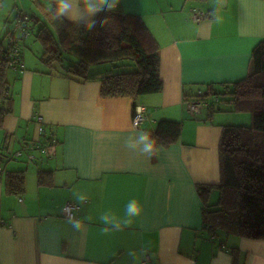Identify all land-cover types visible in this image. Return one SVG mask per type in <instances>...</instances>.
I'll return each instance as SVG.
<instances>
[{
  "label": "crops",
  "instance_id": "0c3cea01",
  "mask_svg": "<svg viewBox=\"0 0 264 264\" xmlns=\"http://www.w3.org/2000/svg\"><path fill=\"white\" fill-rule=\"evenodd\" d=\"M115 11L140 16L154 36L163 90L103 95L105 78L137 68L105 62L86 75L77 56L64 64L65 53L61 63L38 69L22 40L24 70L11 81L6 77L12 103L0 126V264H264L263 239L222 230L212 239L199 192L200 185L221 181L222 127L234 124L229 115L238 113L227 103L228 91L253 71V50L264 41V0H120ZM199 12L205 17L196 22ZM219 91L226 94L220 98ZM208 95L220 111L209 103L207 112L190 108L189 102H209ZM139 107L147 111L137 127ZM161 121L182 124L175 141L167 126L158 133ZM140 131L154 142L150 159L124 146ZM27 143L36 145L34 164L13 157ZM9 174L23 175L21 193L8 190ZM74 193L87 202L77 205ZM131 199L142 206L141 215L105 233L101 212L123 219ZM218 201L219 191L212 190L208 206ZM68 203L79 207V231L68 223Z\"/></svg>",
  "mask_w": 264,
  "mask_h": 264
},
{
  "label": "trees",
  "instance_id": "16d2710c",
  "mask_svg": "<svg viewBox=\"0 0 264 264\" xmlns=\"http://www.w3.org/2000/svg\"><path fill=\"white\" fill-rule=\"evenodd\" d=\"M35 2L43 9L47 19L28 16L29 22H32L29 31L34 24H41L36 38L45 48L42 61L48 65L61 63L65 53H72L79 58L77 67L86 75L91 65L127 61L137 71L105 78L101 94L137 97L163 90L159 47L140 16L124 15L117 11L104 12L100 14L101 19L106 18L104 26L97 24L94 30L86 31L82 24L53 19L52 12L57 1L49 5L39 0ZM3 4L4 0H0V12ZM20 20L21 12L14 27L6 33V45L0 41V126L11 110L12 100L6 77L10 68L8 58L17 46L16 41L23 52L22 40L25 37L17 34V31L20 32L17 28ZM51 29L56 32L58 40ZM29 35L30 32L26 38ZM252 62V73L232 84L228 91L232 98L227 103L235 111L253 112V125L222 127L219 144L221 181L218 185H200L199 192L205 202L203 222L211 235L216 236L222 230L244 238L264 240V41L254 48ZM211 92L209 95H214ZM198 101L202 107L209 103ZM210 107L221 110L213 104ZM162 126L169 128V140L172 141L179 137L182 130L179 122L161 121L159 134ZM40 183H45L43 174L40 175ZM23 185V175H8L6 186L10 192L21 193ZM212 190L219 191V201L208 206L207 199Z\"/></svg>",
  "mask_w": 264,
  "mask_h": 264
},
{
  "label": "clouds",
  "instance_id": "9594fccd",
  "mask_svg": "<svg viewBox=\"0 0 264 264\" xmlns=\"http://www.w3.org/2000/svg\"><path fill=\"white\" fill-rule=\"evenodd\" d=\"M120 0H57L56 8L53 10V19L63 22L71 21L76 24H82L86 31H92L97 24L104 26L106 18L101 19L100 14L104 12H113L117 10ZM127 150L133 153L144 155L149 159L154 155V142L147 132L140 131L135 135L129 136L124 141ZM73 198L77 205L87 202V197L81 193H74ZM142 206L136 199L129 200L124 206L123 219L118 218L110 211L101 212L99 222L103 225V231H119L122 226H127L132 222V218L138 217L142 213ZM72 209L66 208L65 215L68 223L73 229L79 231L84 225L72 214ZM133 255V253H129Z\"/></svg>",
  "mask_w": 264,
  "mask_h": 264
},
{
  "label": "rangeland",
  "instance_id": "374dc122",
  "mask_svg": "<svg viewBox=\"0 0 264 264\" xmlns=\"http://www.w3.org/2000/svg\"><path fill=\"white\" fill-rule=\"evenodd\" d=\"M38 10L41 13V18L47 21L45 14L43 12V9L34 0H4V4L0 12V41L3 43L4 46L7 43L5 39L6 33L11 28L14 27L15 23L17 22L19 12L21 13L23 12L24 14L30 17L33 16V17L38 18L37 16L39 14ZM40 25L41 24H37L35 27L30 29L29 31L30 35L25 40L24 53H26L27 55V60L31 61V65H35L36 67H38V69H44L49 65L45 61L41 60V55L43 54L44 49L42 45L36 40L37 31ZM17 34L20 35L22 34V32L17 31ZM73 58H76L78 60V58L72 53L65 54L64 64H72V61L74 60ZM96 65H99V64H96ZM98 68H99L98 66L94 67V69H98ZM54 69L59 70L60 66L57 65L54 67ZM23 70L24 68L22 66L20 67L19 65L17 69L10 67L7 71L8 73L7 78L11 81L16 77V72H19L20 74H22ZM218 94H219L218 96L221 98L223 95L226 94V92L219 91ZM208 99H209L210 106L212 104L216 107L217 105H219V103L215 101L214 97L210 96ZM205 106L206 105H203L204 107L203 111L207 112V107ZM229 116H230V121L233 120L234 124H226V125H235V126H252L253 125V112L251 111H238L236 115L231 114ZM2 138H3V131H0V150L3 149V145L1 146Z\"/></svg>",
  "mask_w": 264,
  "mask_h": 264
},
{
  "label": "built area",
  "instance_id": "2783aa9c",
  "mask_svg": "<svg viewBox=\"0 0 264 264\" xmlns=\"http://www.w3.org/2000/svg\"><path fill=\"white\" fill-rule=\"evenodd\" d=\"M205 17V14L202 12H199L197 14H195L193 16L194 21L196 22H200L203 18ZM29 22L28 16L26 14H24L23 12L21 13V20L20 22L17 24V28L22 32L23 37L28 36L29 32L26 29V25ZM12 39H15V37L12 36ZM17 46L13 49L11 55L8 58L9 61V65L10 67L17 69L18 65L21 67H24V62H23V52H22V47L19 45V43L16 41ZM21 56H22V60H21ZM189 106L192 110H198L200 109V107H202V103L197 101V102H189ZM146 109L144 107H139L136 112H135V116H134V125L139 127L141 126L146 118ZM38 119L40 121H42L43 119L39 116ZM40 149L43 153H48V148L44 147V146H40ZM35 150H36V145L31 144V143H27L25 146H23L21 149L17 150L14 154L13 157L14 158H23L26 157V159L30 162H34L37 161L38 158L35 154ZM72 209L74 211H71V214L75 217V212L78 211L79 207L73 203H68L65 207ZM215 235H212V239L215 238ZM222 247L227 248V246L225 244H222Z\"/></svg>",
  "mask_w": 264,
  "mask_h": 264
}]
</instances>
